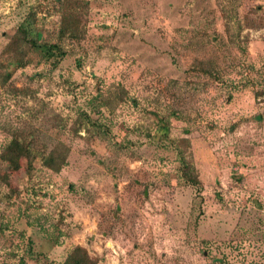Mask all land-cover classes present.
<instances>
[{
    "label": "rangeland",
    "instance_id": "1",
    "mask_svg": "<svg viewBox=\"0 0 264 264\" xmlns=\"http://www.w3.org/2000/svg\"><path fill=\"white\" fill-rule=\"evenodd\" d=\"M60 1L0 0V264H264V0ZM30 11L57 66L3 53Z\"/></svg>",
    "mask_w": 264,
    "mask_h": 264
},
{
    "label": "trees",
    "instance_id": "2",
    "mask_svg": "<svg viewBox=\"0 0 264 264\" xmlns=\"http://www.w3.org/2000/svg\"><path fill=\"white\" fill-rule=\"evenodd\" d=\"M60 1V0H58ZM62 6V19L59 29V36H65L72 33L74 30V24L76 23L75 15L69 11L73 8L69 0H61ZM76 6H81L80 2H77ZM72 21V22H71ZM41 32L38 29L35 21V14L33 11L27 13V16L18 24L15 33L11 40L6 45L3 53L16 54V57L21 61L24 58V48H37L43 54V57L49 61L50 65L57 66V64L65 56V50L59 43L41 42ZM11 61V59L9 60ZM2 64L0 63V68ZM10 74L6 73V77ZM161 128L168 129L167 124L161 119ZM185 149H179L177 156L180 162L179 170L182 178L189 184H197V176L193 172L190 163L186 159L187 140L184 139ZM26 158L27 164L31 165L32 161L37 158L34 154V147L25 137L19 135H12L11 139L2 148L0 152V160L6 164L7 168L16 171L21 167V159ZM41 163L50 168L51 170L58 172L64 165L66 158L62 154L56 153L54 150L48 151L46 154H42L40 157ZM0 179L7 183L8 174L3 173L0 175ZM30 240V239H29ZM60 264H97L96 259L89 256L87 250L80 246L75 245L66 255L65 259Z\"/></svg>",
    "mask_w": 264,
    "mask_h": 264
}]
</instances>
